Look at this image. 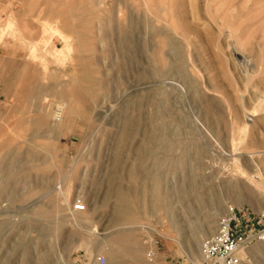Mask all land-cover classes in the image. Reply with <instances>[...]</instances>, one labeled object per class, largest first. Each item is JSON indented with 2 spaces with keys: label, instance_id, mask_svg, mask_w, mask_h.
<instances>
[{
  "label": "rangeland",
  "instance_id": "374dc122",
  "mask_svg": "<svg viewBox=\"0 0 264 264\" xmlns=\"http://www.w3.org/2000/svg\"><path fill=\"white\" fill-rule=\"evenodd\" d=\"M179 2L0 0V264H209L226 206L258 229L264 0Z\"/></svg>",
  "mask_w": 264,
  "mask_h": 264
},
{
  "label": "built area",
  "instance_id": "2783aa9c",
  "mask_svg": "<svg viewBox=\"0 0 264 264\" xmlns=\"http://www.w3.org/2000/svg\"><path fill=\"white\" fill-rule=\"evenodd\" d=\"M71 209L74 213H80L85 211V205L81 200H76ZM238 213L236 208L226 206L225 215L219 221L215 233L201 241L199 252L205 262L239 264V254L244 248L253 243L264 246V211L259 215L257 230L240 228L242 221ZM92 264H107V261L103 256H98L93 258Z\"/></svg>",
  "mask_w": 264,
  "mask_h": 264
},
{
  "label": "bare ground",
  "instance_id": "6f19581e",
  "mask_svg": "<svg viewBox=\"0 0 264 264\" xmlns=\"http://www.w3.org/2000/svg\"><path fill=\"white\" fill-rule=\"evenodd\" d=\"M180 2H181V0H180ZM179 2V3H180ZM10 23V22H9ZM8 23V24H9ZM11 26H13L12 25V23H11ZM8 27H10V24L8 25ZM7 28V27H6ZM12 27H10V29H11ZM9 29V30H10ZM56 33H58V35H60V37H61V39L63 40V42H64V46L62 47L63 48V50H60V48H59V50H60V54H62L63 52H68L69 50H70V47H71V45H70V43H69V41L68 40H66L65 39V37L60 33V32H58L57 30H56ZM3 35V34H2ZM58 51V50H57ZM65 54V53H64ZM63 54V55H64ZM68 54V53H67ZM67 54H65V55H67ZM59 55V54H58ZM61 56V55H60ZM58 59V58H57ZM62 59V58H61ZM61 62V61H60ZM62 66H63V64H62ZM64 67V66H63ZM176 88V87H175ZM59 100V99H58ZM57 100V101H58ZM50 101V100H49ZM54 101H56V100H54ZM50 103V102H49ZM63 105V104H62ZM56 106H57V104H56ZM49 107H51V105L49 106ZM47 108H45V107H43V106H40V108H39V111L40 112H43V114L44 113H49V111H47L46 110ZM57 109V108H56ZM58 110V109H57ZM41 117V116H40ZM47 119H50V118H47ZM60 116L58 115V116H56V117H54V119H53V123H54V125H57V126H59V125H61L60 124ZM55 131V130H54ZM54 133V132H53ZM229 153H231V152H229ZM37 160V159H36ZM237 161V160H236ZM156 178V177H155ZM59 190H58V192H56L55 193V195H53V197H55V199H56V202L57 203H66L67 202V200H68V198H69V188L68 187H66V189H64V190H61L60 188H58ZM54 194V193H53ZM40 208V207H39ZM43 210H37L36 211V213H40L41 215L42 214H44V211L42 212ZM43 216V215H42ZM75 218V217H74ZM76 220V222H77V219H79V218H75ZM82 219V218H81ZM80 222V221H79ZM82 222V221H81ZM79 224V223H78ZM80 224H82V223H80ZM76 226V225H75ZM37 262V261H36Z\"/></svg>",
  "mask_w": 264,
  "mask_h": 264
},
{
  "label": "crops",
  "instance_id": "0c3cea01",
  "mask_svg": "<svg viewBox=\"0 0 264 264\" xmlns=\"http://www.w3.org/2000/svg\"><path fill=\"white\" fill-rule=\"evenodd\" d=\"M248 221L251 222V219L249 218V220H247L246 222H248ZM244 223H245V222H244ZM246 226H247V225H245L244 227H246Z\"/></svg>",
  "mask_w": 264,
  "mask_h": 264
}]
</instances>
